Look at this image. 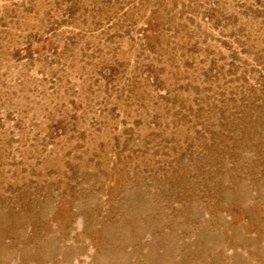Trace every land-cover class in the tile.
I'll list each match as a JSON object with an SVG mask.
<instances>
[{
    "label": "rangeland",
    "instance_id": "rangeland-1",
    "mask_svg": "<svg viewBox=\"0 0 264 264\" xmlns=\"http://www.w3.org/2000/svg\"><path fill=\"white\" fill-rule=\"evenodd\" d=\"M0 264H264V0H0Z\"/></svg>",
    "mask_w": 264,
    "mask_h": 264
}]
</instances>
